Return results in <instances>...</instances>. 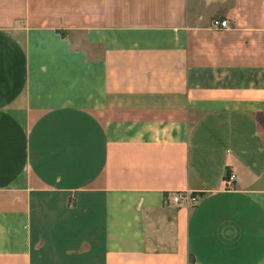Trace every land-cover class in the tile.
Instances as JSON below:
<instances>
[{"label":"crops","instance_id":"0c3cea01","mask_svg":"<svg viewBox=\"0 0 264 264\" xmlns=\"http://www.w3.org/2000/svg\"><path fill=\"white\" fill-rule=\"evenodd\" d=\"M0 264H264V0H0Z\"/></svg>","mask_w":264,"mask_h":264},{"label":"built area","instance_id":"2783aa9c","mask_svg":"<svg viewBox=\"0 0 264 264\" xmlns=\"http://www.w3.org/2000/svg\"><path fill=\"white\" fill-rule=\"evenodd\" d=\"M229 26H230L229 21L227 19L214 18L212 20V27H214L215 29H226ZM233 180H235V175L231 174L227 178V184L229 186H231ZM171 200L175 203H180L182 201H186L191 205H196L197 202L199 201V198L197 195H195L189 191H177V192L172 194Z\"/></svg>","mask_w":264,"mask_h":264}]
</instances>
